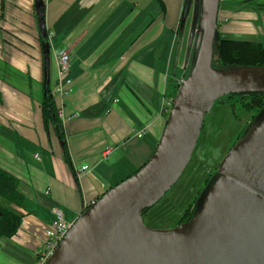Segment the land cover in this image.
<instances>
[{"label":"crops","instance_id":"crops-1","mask_svg":"<svg viewBox=\"0 0 264 264\" xmlns=\"http://www.w3.org/2000/svg\"><path fill=\"white\" fill-rule=\"evenodd\" d=\"M184 4L0 0V168L18 179L23 197L12 206L21 224L1 240L0 264H34L53 207L74 223L150 159L196 50V0ZM217 33L264 44V4L220 0ZM62 48L71 54L70 91L53 97L64 141L44 128L40 111L43 83H57L53 52ZM106 147L113 150L104 160ZM83 166L89 170L79 173Z\"/></svg>","mask_w":264,"mask_h":264},{"label":"water","instance_id":"water-1","mask_svg":"<svg viewBox=\"0 0 264 264\" xmlns=\"http://www.w3.org/2000/svg\"><path fill=\"white\" fill-rule=\"evenodd\" d=\"M219 2L196 0V50L152 156L74 221L46 264H264V107L221 161L190 220L167 231L141 222L181 175L215 101L264 92V66L212 69Z\"/></svg>","mask_w":264,"mask_h":264},{"label":"rangeland","instance_id":"rangeland-1","mask_svg":"<svg viewBox=\"0 0 264 264\" xmlns=\"http://www.w3.org/2000/svg\"><path fill=\"white\" fill-rule=\"evenodd\" d=\"M258 3L264 4V0H258ZM156 7L159 8L157 1L148 10L153 12ZM49 59L51 64V56ZM54 78L55 73L52 71L49 74L51 86H54ZM246 100L241 96H233L213 104L204 116L197 143L181 175L168 192L142 214L144 227L154 231L171 230L177 226L190 204L199 203L221 161L241 139L243 129L249 128L252 123L256 105L246 110L243 104Z\"/></svg>","mask_w":264,"mask_h":264},{"label":"trees","instance_id":"trees-1","mask_svg":"<svg viewBox=\"0 0 264 264\" xmlns=\"http://www.w3.org/2000/svg\"><path fill=\"white\" fill-rule=\"evenodd\" d=\"M38 8L39 10L37 11V19L39 24H41L43 21L42 5ZM43 40V37H41V42ZM211 66L215 71L242 67H262L264 66V44L257 41L224 38L220 37L217 33L213 47ZM233 96H241L247 99L246 102L243 103L246 110H250L249 108L253 109V106L256 105L254 106L256 109V114L251 117V122L254 121L256 116L264 107V92L227 95L219 98L215 101V103L217 101L224 100L226 97ZM40 111L44 128H51V130L54 131L59 139L64 141V134L59 119V111L54 101L53 91L50 88V85H48L47 80H45L43 83V97L40 103ZM168 115L169 112L167 113L166 121ZM247 132L248 128L243 129L242 136H244ZM63 148L64 159L66 162H69L65 143L63 144ZM18 185L19 182L16 177L0 168V243L2 239L11 238L14 236L21 224V215L12 209V206H20L23 200L22 195L18 191ZM150 208L143 211V214ZM195 210L196 207L194 204H190L178 223L187 222L190 220L194 215Z\"/></svg>","mask_w":264,"mask_h":264},{"label":"built area","instance_id":"built-area-1","mask_svg":"<svg viewBox=\"0 0 264 264\" xmlns=\"http://www.w3.org/2000/svg\"><path fill=\"white\" fill-rule=\"evenodd\" d=\"M57 69V83L53 90L54 95L67 94L70 91L71 80L67 77L70 70L71 54L69 48H62L53 52ZM59 113V112H58ZM142 134L138 133L137 137ZM111 147H106L102 152L104 160L112 152ZM89 170L88 166L81 167L78 172L83 173ZM53 220L49 227L45 230V238L42 243L41 251L38 253L34 264H46L48 259L54 254L59 243L62 241L67 231L71 228L73 223L67 222L64 219L62 210L59 207H53L51 210Z\"/></svg>","mask_w":264,"mask_h":264},{"label":"flooded vegetation","instance_id":"flooded-vegetation-1","mask_svg":"<svg viewBox=\"0 0 264 264\" xmlns=\"http://www.w3.org/2000/svg\"><path fill=\"white\" fill-rule=\"evenodd\" d=\"M240 40H242V39H240ZM194 206L196 207L197 205H194ZM182 223H184V222H182ZM182 223H178L177 226H178L179 224H182Z\"/></svg>","mask_w":264,"mask_h":264}]
</instances>
